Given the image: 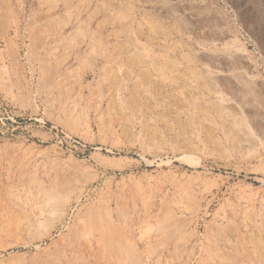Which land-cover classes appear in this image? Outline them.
<instances>
[{"label": "rangeland", "instance_id": "rangeland-1", "mask_svg": "<svg viewBox=\"0 0 264 264\" xmlns=\"http://www.w3.org/2000/svg\"><path fill=\"white\" fill-rule=\"evenodd\" d=\"M0 264H264V0H0Z\"/></svg>", "mask_w": 264, "mask_h": 264}, {"label": "bare ground", "instance_id": "bare-ground-1", "mask_svg": "<svg viewBox=\"0 0 264 264\" xmlns=\"http://www.w3.org/2000/svg\"><path fill=\"white\" fill-rule=\"evenodd\" d=\"M221 55V54H220ZM214 56V55H213ZM213 56H211V57H213ZM217 56V55H216ZM209 57V56H208ZM206 70V69H205ZM207 72V71H206ZM211 72V71H210ZM213 75V74H212ZM221 76V75H220ZM212 77V76H211ZM214 77V76H213ZM212 83V82H211ZM219 84V83H218ZM216 87V86H215ZM213 88V87H212ZM215 90V89H214ZM253 90V89H252ZM246 107H247V105H246ZM249 107V106H248Z\"/></svg>", "mask_w": 264, "mask_h": 264}]
</instances>
